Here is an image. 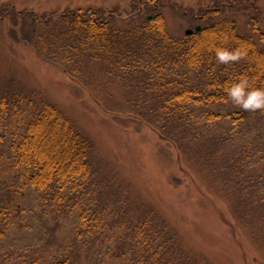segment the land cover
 Returning <instances> with one entry per match:
<instances>
[{
    "label": "rangeland",
    "instance_id": "rangeland-1",
    "mask_svg": "<svg viewBox=\"0 0 264 264\" xmlns=\"http://www.w3.org/2000/svg\"><path fill=\"white\" fill-rule=\"evenodd\" d=\"M221 1L0 0V6L38 19L91 9L110 15L120 27L159 13L174 36L226 15L235 20L240 34L258 40L247 24L250 10L219 5L215 16L212 9ZM254 2L261 9L264 29V0ZM200 13L207 15L198 18ZM1 17L0 94L37 92L55 104L91 141L94 172L89 191L81 198L74 194L78 188L64 189L49 199L22 185V176L8 162L18 117L0 121V205L8 204L15 215L6 231L11 234L0 241V249L14 246L28 253L33 247L41 258L68 259L64 264H143L129 256L127 227L109 222L150 213L174 231L183 252L176 256L178 264H264V200L261 191H253L261 185L264 192V182L251 181L259 175L264 178V112L245 110L231 100L195 105L204 141L172 143L150 120L152 99L135 85L124 86L112 73L108 54L96 58L81 52L79 69L73 70L57 58L37 55L27 42L34 38L20 19ZM216 112L217 120H206L208 113ZM93 198L109 207L102 229L95 232L92 224L79 221L83 209L93 208ZM78 231L82 234L77 236Z\"/></svg>",
    "mask_w": 264,
    "mask_h": 264
},
{
    "label": "trees",
    "instance_id": "trees-1",
    "mask_svg": "<svg viewBox=\"0 0 264 264\" xmlns=\"http://www.w3.org/2000/svg\"><path fill=\"white\" fill-rule=\"evenodd\" d=\"M254 1L222 0L211 11L217 16L221 7L226 5L236 10L249 9L247 24L258 40L252 34H240L235 20L226 15L205 21V24H199V30L190 34L184 32L181 36L168 33L159 13L124 27L117 26L118 22L110 15H101L91 9L85 12L65 10L38 19L1 4L0 16L20 19L22 27L34 38L27 42L37 55L47 60L57 58L58 62L72 66L73 70L79 69L81 52L96 58L108 54L112 73H117L124 86L135 85L138 92L154 102L149 117L160 134L166 133L172 143L178 141L191 145L204 141L200 139L202 129L195 119V105L231 100L226 89L244 77L251 86L264 88V29L261 9ZM206 15L200 13L198 18ZM30 36L26 38L30 39ZM217 47L240 50L245 54L237 60L221 63L216 57ZM139 83L142 87L137 85ZM260 110L264 112V109ZM11 115L18 120L8 162L22 176L21 184L33 187L49 199L67 188H78L74 194L79 193L80 198L85 196L94 172L90 160L93 145L70 118L37 92L0 94V121ZM219 117L217 112L208 113L206 120ZM251 181L255 185V182H264V178L259 175ZM260 186L253 191H261L264 200ZM255 200L259 208L263 207L259 198ZM101 206L93 198V208L80 212L79 221L89 227L92 224V232L103 227L109 207ZM253 206L249 209L254 214ZM14 217L8 204L0 205V241L11 234L6 231L14 223ZM113 223L118 228L119 224L127 227L124 235L129 256L143 264H175L178 261L176 256L183 255L174 231L158 215H127L125 220L109 222ZM78 232L77 236L82 234ZM106 235L112 238L114 233ZM28 249L30 252L26 253L27 249L20 247L1 248L0 264H64L68 260L61 261L52 256L50 261L37 256L35 248Z\"/></svg>",
    "mask_w": 264,
    "mask_h": 264
},
{
    "label": "clouds",
    "instance_id": "clouds-1",
    "mask_svg": "<svg viewBox=\"0 0 264 264\" xmlns=\"http://www.w3.org/2000/svg\"><path fill=\"white\" fill-rule=\"evenodd\" d=\"M215 52L217 59L221 63L237 60L245 54V52L240 50L230 51L219 47L215 49ZM226 91L231 101L245 110L264 109V88L251 86L247 77L232 83Z\"/></svg>",
    "mask_w": 264,
    "mask_h": 264
},
{
    "label": "water",
    "instance_id": "water-1",
    "mask_svg": "<svg viewBox=\"0 0 264 264\" xmlns=\"http://www.w3.org/2000/svg\"><path fill=\"white\" fill-rule=\"evenodd\" d=\"M199 29H200V26L198 25V26L194 27V29H187V30L185 31V33L190 34V33L193 32L194 30L197 31V30H199Z\"/></svg>",
    "mask_w": 264,
    "mask_h": 264
}]
</instances>
